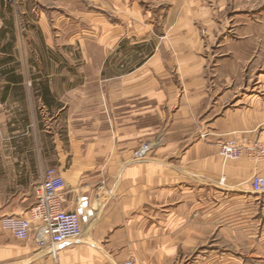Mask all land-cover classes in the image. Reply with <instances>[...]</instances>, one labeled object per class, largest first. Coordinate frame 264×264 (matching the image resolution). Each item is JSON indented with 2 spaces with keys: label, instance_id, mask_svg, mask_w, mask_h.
I'll return each instance as SVG.
<instances>
[{
  "label": "crops",
  "instance_id": "obj_1",
  "mask_svg": "<svg viewBox=\"0 0 264 264\" xmlns=\"http://www.w3.org/2000/svg\"><path fill=\"white\" fill-rule=\"evenodd\" d=\"M129 2L119 0L126 15L118 23L106 21L104 60L86 63L93 73L20 78L24 139L3 145L27 175L8 180L0 221L28 217L36 203L34 188L49 169L44 137L54 139L50 163L65 180L66 208L75 210L81 196L93 214L56 256L0 228V264H122L131 255L137 264L233 261V251L223 252L225 197L231 207L255 208L261 198L264 206L250 186L254 175L264 177V163L219 155L235 134L258 138L264 96L242 92L239 62L217 60L202 43L200 9L176 17L170 2L148 11ZM143 144L153 150L135 162Z\"/></svg>",
  "mask_w": 264,
  "mask_h": 264
},
{
  "label": "rangeland",
  "instance_id": "obj_2",
  "mask_svg": "<svg viewBox=\"0 0 264 264\" xmlns=\"http://www.w3.org/2000/svg\"><path fill=\"white\" fill-rule=\"evenodd\" d=\"M135 1L147 11L170 2L175 4L176 17L183 8L191 15L195 13L193 9H200L204 12L201 20L206 17L202 43L212 48L211 55L217 60L239 62L242 92L264 96V0ZM132 4L130 0L131 10ZM123 12L126 13L119 0H0V195L8 190V180L27 175V165L13 160L10 163L3 145L9 140L24 139L18 136L27 121V91L20 78L51 77L57 73L66 76L73 71L76 76L93 73L86 63L104 60L106 21L118 23ZM134 42L125 39L124 43ZM65 63L76 69L71 70ZM258 135L264 136V128ZM43 142L49 150L48 167L54 168L50 163L55 156L54 139L44 137ZM227 185L225 182V188ZM259 202L255 208L252 204L231 207L225 197L223 252L233 251V261L225 257L215 264H264V206Z\"/></svg>",
  "mask_w": 264,
  "mask_h": 264
},
{
  "label": "built area",
  "instance_id": "obj_3",
  "mask_svg": "<svg viewBox=\"0 0 264 264\" xmlns=\"http://www.w3.org/2000/svg\"><path fill=\"white\" fill-rule=\"evenodd\" d=\"M153 147L143 144L133 154L135 162L145 161ZM219 155L224 162L238 161L244 156L254 162L264 163V136L250 140L244 134H235L219 144ZM251 190L256 195H264V177L254 175L250 179ZM66 183L57 168H49L34 188L36 203L28 217L12 215L0 221V228L9 231L22 241H32L39 249L56 256L60 247L69 241H77L83 233L85 215L93 214L83 198L76 199L77 208L68 210L65 199ZM122 264H137L131 255Z\"/></svg>",
  "mask_w": 264,
  "mask_h": 264
}]
</instances>
